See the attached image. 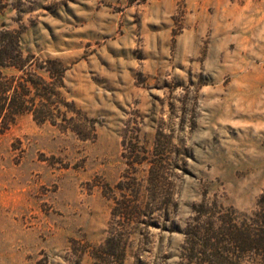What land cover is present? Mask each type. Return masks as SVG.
I'll list each match as a JSON object with an SVG mask.
<instances>
[{
	"label": "rangeland",
	"instance_id": "obj_1",
	"mask_svg": "<svg viewBox=\"0 0 264 264\" xmlns=\"http://www.w3.org/2000/svg\"><path fill=\"white\" fill-rule=\"evenodd\" d=\"M0 29L62 63L75 119L0 137V264H199L202 206L259 211L264 0H0Z\"/></svg>",
	"mask_w": 264,
	"mask_h": 264
},
{
	"label": "trees",
	"instance_id": "obj_2",
	"mask_svg": "<svg viewBox=\"0 0 264 264\" xmlns=\"http://www.w3.org/2000/svg\"><path fill=\"white\" fill-rule=\"evenodd\" d=\"M34 58L24 55L19 32L0 29V137L26 113L32 114L39 123L75 130L70 126L74 124V117H68V111H63L73 104L62 99L66 69L58 60L36 59L40 62L35 64ZM10 70L14 73H8ZM153 167L157 168V162ZM119 187L127 189L125 182ZM131 206L128 199L118 200L116 216L121 219L133 216ZM258 209L253 218L240 222L234 210L219 214L204 212L202 206L195 226L186 233L188 241L194 244L188 256L190 262L258 264L255 257L264 258V193Z\"/></svg>",
	"mask_w": 264,
	"mask_h": 264
}]
</instances>
